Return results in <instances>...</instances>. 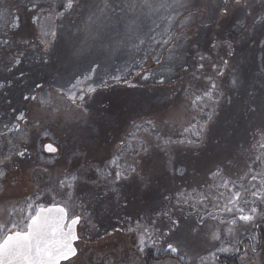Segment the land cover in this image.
<instances>
[{
  "label": "rangeland",
  "instance_id": "374dc122",
  "mask_svg": "<svg viewBox=\"0 0 264 264\" xmlns=\"http://www.w3.org/2000/svg\"><path fill=\"white\" fill-rule=\"evenodd\" d=\"M64 2L0 0V160L11 156L0 164V224L9 229L16 222L22 229L38 207L66 206L70 218L80 215L82 221L78 253L63 264H148L149 250L171 253L151 264H218L219 255H235L242 246L239 264H264V248L256 250L264 200L251 195L264 193V0H241L235 11L230 4L223 20L219 0H78L72 9ZM116 6L128 8L124 22L136 19L144 44L128 39L123 26L120 35L110 32L115 17L109 8ZM183 11L189 20L181 19L182 32L168 28ZM217 13L219 26L212 28ZM202 18L209 20L206 30L196 28ZM98 32L111 39L100 41ZM170 36L174 49L152 39ZM19 53L21 63L14 66ZM147 64L156 67L142 73ZM131 78L130 86L120 85ZM89 87L95 91L88 93ZM82 91L83 101L69 99ZM197 96L202 99L193 103ZM206 108L212 111L209 123L196 131L192 124ZM186 126L194 130L191 140L174 138V130ZM48 142L59 148L56 153L43 150ZM24 149V157L16 155ZM20 166L25 174L15 178ZM117 172L126 178L115 180ZM71 174L82 179L71 181ZM253 207L254 221L241 220ZM162 212L179 220L180 229L170 233L168 216H157ZM137 221L158 230L154 244L146 238L143 252Z\"/></svg>",
  "mask_w": 264,
  "mask_h": 264
},
{
  "label": "snow or ice",
  "instance_id": "6c2138e0",
  "mask_svg": "<svg viewBox=\"0 0 264 264\" xmlns=\"http://www.w3.org/2000/svg\"><path fill=\"white\" fill-rule=\"evenodd\" d=\"M233 2L236 5H239L241 0H233ZM74 3L78 4V0H67L66 8L72 9ZM163 6V5H162ZM117 7H119V12H117ZM135 7V5H129L128 8ZM128 8L122 7V6H116V7H110L109 11L113 14L115 17L114 20H112L110 32H114L117 35H120V28L121 26L125 29V35L128 39H131L135 37L139 40L140 44H144L145 41L143 39H139V36L137 35L139 25L137 24L136 19H130L127 21V23L124 22V15L126 14ZM231 6L228 3V0H225L223 5L219 9V15L220 18L226 19L231 14ZM17 19H19L17 17ZM261 19H264L262 17ZM18 26V25H14ZM219 26V25H218ZM45 36H54V33L45 32ZM98 39L100 41H103L105 39H111V36L108 33L104 32H98ZM153 41L155 43H162L164 45L172 44L173 49L177 47L178 45L173 44V37H169L167 40L162 41H156L155 37H152ZM187 39V37H185ZM3 44H9L8 40L2 41ZM23 43H28L27 41H24ZM228 48L231 49V44L225 41ZM217 45H213V47H216ZM229 55H232L233 53L229 51ZM23 53L17 54L13 58V65H18L21 63L20 56H22ZM157 64H160V58L157 55L154 57ZM173 59L172 56L168 57V60L171 61ZM206 58L204 56H199V60L203 61ZM203 63L199 64V68H203ZM170 71V70H169ZM23 75V74H21ZM87 79V77H86ZM210 79V78H209ZM163 77L160 79V83H163ZM79 83V81H78ZM5 87L4 84L0 83V88ZM36 88H42L43 86L40 84L35 85ZM77 85H72V88H76ZM213 87L215 85L213 84ZM88 93L94 92L95 89L92 87H89L86 90ZM84 92H81V95L77 97L74 93L69 96V99L73 102L76 101L78 98L80 101L84 100ZM205 95H210V93H205ZM24 100H37V95H25L23 96ZM202 97L197 96L195 98L196 101L201 100ZM41 103H47V101L41 100ZM77 107L83 108V104L77 105ZM19 120H24L25 115L23 112L20 113ZM14 127L19 130L20 125L16 124ZM47 135V133H45ZM199 135V133H197ZM165 143H169V141H165ZM191 143V142H189ZM261 147H264V144L261 145ZM43 150L55 153L58 151L56 147L53 146V144L48 143L43 145ZM146 151V150H145ZM27 149H24L23 151H19L16 153L19 157H24L26 155ZM11 156L5 157L4 160H0V164H4L5 161L10 160ZM149 161L150 157L146 158L144 161V169L147 171L149 168ZM112 163H115V160L112 161ZM131 171H135V168H132ZM4 172L0 171V176H3ZM69 177H66L65 180H61L60 186L64 187L66 184V181ZM123 177V174L121 172H117L115 176V180H120ZM71 181H76L78 178L75 174L70 175ZM253 180L256 179V176L252 177ZM94 183V182H93ZM262 184H264V180L261 181ZM69 187H72V185H68ZM145 192L143 194H147L148 190L150 188V185L147 181L144 182ZM113 191H116V189H113ZM68 198H72V193H67ZM135 195V194H133ZM251 195L256 197L259 196L261 200H264V193L261 191H253L251 192ZM241 196L240 192L234 193V199L239 200ZM99 200V198H98ZM232 201H230L231 203ZM100 205H103V200H99ZM29 208H31V205H29ZM230 210V209H229ZM243 211V209H241ZM55 212L58 215H52V213ZM257 213V208L253 207L250 209L249 214L242 215L240 217L241 220L246 222H252L254 221L255 215ZM157 216H168L170 220V226H169V232H173V230H179L181 227V222L179 220H173L171 219V216L168 212H162L157 213ZM68 217L67 210L63 207L58 208H49L47 210L41 208L39 211L36 212L34 216L30 215V222L23 225L21 230L16 231H10L7 227V225L0 224V233H4L3 235H0V264H59V262L63 259H67L70 256L76 255V248L73 246V242L79 239V236L76 234L75 226L80 223L82 217L80 215H74L71 219L70 224L65 225V220ZM90 222V221H88ZM232 223H235V221H232ZM18 225L16 222H11V229H17ZM151 228V231H150ZM129 231H134L131 227L128 229ZM135 230H138L140 232L139 237V245L138 250L140 252L144 251V248L146 246V238L151 241L153 244L155 243L154 240H152V236L156 234L158 231L154 226H152L151 222L140 224L139 221H137V228ZM163 235V233H161ZM214 239H217L214 235ZM255 236H253V240H255ZM168 248L175 252L177 249L173 247L172 244H168ZM219 251L225 252L230 251V249H224L221 248ZM255 251V249H253ZM214 255V254H213Z\"/></svg>",
  "mask_w": 264,
  "mask_h": 264
},
{
  "label": "trees",
  "instance_id": "16d2710c",
  "mask_svg": "<svg viewBox=\"0 0 264 264\" xmlns=\"http://www.w3.org/2000/svg\"><path fill=\"white\" fill-rule=\"evenodd\" d=\"M62 1H65L64 3H67V0H62ZM126 1H129V0H126ZM222 2L224 3L225 2V0H219V5H221L222 4ZM228 3L229 4H232V8L234 9L233 11H235L236 9H238V8H242V5H241V7H238L239 5H237L236 6V4L235 3H233V0H228ZM241 3H246V0H243V2H241ZM183 14H184V16L183 17H181L177 22H175L173 25H171V26H169L168 28H171V27H173L174 29H176V30H179V31H181L182 32V23L185 21V19H187V20H189V18H188V16H187V14H186V12L185 11H183ZM186 15V16H185ZM184 17H186L185 19H184V21L181 23V19L182 18H184ZM220 18V17H219ZM191 20V19H190ZM203 18L201 19V23H202V25L201 26H197V22L195 23V20H194V23H193V26L195 25V26H197L196 28L197 29H201L202 27L204 28V30H206V24H208V22H209V20L208 19H204L203 21ZM206 20V21H205ZM218 20V13H217V18H216V20H215V24H214V26L212 27V28H214V27H216V26H218L217 25V21ZM204 21H205V24H203L204 23ZM180 25V26H179ZM108 28H109V26H108ZM111 28V27H110ZM109 28V29H110ZM60 27L58 28V35H59V33H60ZM179 31H177V34H178V32ZM176 34V35H177ZM162 36H165V34H163ZM187 37H189V36H187ZM163 38V37H162ZM208 38V37H207ZM208 42H206V44H207ZM156 67V65H154V64H147L146 66H145V68H144V70H142L141 72L142 73H145L146 72V70L148 71V70H150L151 68H155ZM182 74H184V73H182ZM131 82H133V79L131 78V80H125V81H120V85L122 86H126V85H128V86H130L131 85ZM114 83H112L111 85L110 84H108L106 87H111V86H113L114 87ZM117 85V84H116ZM110 102L111 101H105V103L107 104V105H109L110 104ZM122 113H124L123 112V110H122ZM211 116H212V111L210 110V109H208V108H206L205 109V111H204V113H203V115L201 116V117H199V119H195L194 120V122H193V126L195 127V129H196V131L198 130V129H200L201 128V125H206V124H208L209 123V119L211 118ZM142 125H144V127H147L148 128V126L147 125H149V123L148 122H142ZM165 130V129H164ZM167 130V129H166ZM185 130V132H184V134H182L183 133V131ZM156 131V130H155ZM172 130H170L169 132H171ZM175 131V136H174V138H178V140L179 141H190L191 140V134L193 133V129L192 128H189V126H186L184 129H182L181 131H179L178 129H175L174 130ZM157 132V131H156ZM189 132H191V133H189ZM162 135H164V134H162ZM192 159V158H191ZM194 160H196V159H193V161ZM193 161H191V160H188V161H186V162H184V163H190V166H191V168L193 167ZM195 166V165H194ZM199 167H200V165H199ZM188 172V171H187ZM186 172V173H187ZM185 173V174H186ZM184 174V175H185ZM94 175H96V173L94 172V170L92 171V172H90L88 175H87V177H88V179H91V178H94ZM183 175V176H184ZM257 231L259 232V235H260V242H259V248L258 249H256L258 252L260 251V250H262V248H264V225H261V224H258V227H257ZM246 239H248L247 237L244 239V240H246ZM242 249L240 250V252L239 253H237V254H235V255H226V254H221V255H219L218 256V264H239V256H240V254H242V253H244V248H243V246L241 247ZM150 252H148L145 256H146V261H148V264H151V260L153 261L154 259H157V258H159V257H165L166 256V254L167 255H171V253H169V252H163V253H161V255H163V256H156L155 254H154V251L153 250H149Z\"/></svg>",
  "mask_w": 264,
  "mask_h": 264
},
{
  "label": "flooded vegetation",
  "instance_id": "af4514ba",
  "mask_svg": "<svg viewBox=\"0 0 264 264\" xmlns=\"http://www.w3.org/2000/svg\"><path fill=\"white\" fill-rule=\"evenodd\" d=\"M26 122V121H25ZM21 126V125H20ZM45 145V144H44ZM21 171H23V173L25 174V168H24V166H20V167H18V168H16L15 169V178H19V177H23L24 176V174L21 172ZM9 179V182L11 181V179L10 178H8ZM16 180V179H15ZM3 188L2 189H0V195L2 194V192H3V190H4V186H5V184H2L1 185ZM26 190L28 191V187L26 186ZM14 193H13V190L11 189L10 190V195H9V197L11 196V195H13ZM6 197H8V191H7V195H6ZM9 230L10 231H16V230H21L20 228H17V229H11V228H9ZM4 233H2V235H3Z\"/></svg>",
  "mask_w": 264,
  "mask_h": 264
},
{
  "label": "water",
  "instance_id": "95a60500",
  "mask_svg": "<svg viewBox=\"0 0 264 264\" xmlns=\"http://www.w3.org/2000/svg\"><path fill=\"white\" fill-rule=\"evenodd\" d=\"M54 147H55V146H54ZM58 207H63V206H61V205H52V206H48V207H40V208L38 209V211H39L41 208L47 210V209H49V208H58ZM63 208H65V207H63ZM65 209H66V208H65ZM67 213H68V212H67ZM52 215L55 216V215H58V214L55 213V212H53ZM29 222H30V221H29ZM70 222H71V221H70ZM70 222L68 223V217H67V219L65 220V225L70 224ZM67 223H68V224H67ZM77 227H78V224L75 226V231H76V234L78 235ZM78 240H79V239H78ZM78 240H76V241L73 242V246L76 248V250H77L76 242H77ZM77 253H78V250L76 251V255H77ZM76 255H74V256H70V257L67 258V259H63V260H61V261L59 262V264H62L64 261H68V260L72 259V258L75 257Z\"/></svg>",
  "mask_w": 264,
  "mask_h": 264
}]
</instances>
